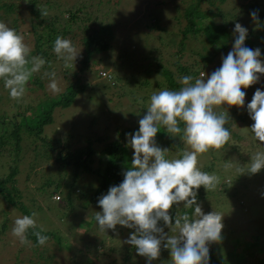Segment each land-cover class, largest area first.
Wrapping results in <instances>:
<instances>
[{"label":"rangeland","instance_id":"rangeland-1","mask_svg":"<svg viewBox=\"0 0 264 264\" xmlns=\"http://www.w3.org/2000/svg\"><path fill=\"white\" fill-rule=\"evenodd\" d=\"M118 1L120 2L118 8L109 9L113 4L112 1L107 4L106 0H100L102 4H99L98 0H35L34 10H39L37 6H41L46 7L49 11L48 18L44 19L40 10L38 11L39 15L31 13L30 0H0V22L7 23L10 27L16 29L19 34H22L25 42L32 49H34L37 38L39 43H43V47L48 48L46 43L50 32L49 28L52 26L56 28L55 33L69 39V37L60 33V29L65 25L73 30H76L75 28L78 25V20L70 21L67 14L69 8L83 5V10L92 13L91 17H94V15L98 17L97 23L108 24L109 28L104 35L111 37V40H109L111 47L102 54V57L109 58L112 62L113 60L122 62L123 65L121 64L120 69L112 68L120 66L115 64L109 67L103 66L106 73L104 76L99 70H94L95 74L88 69L80 72L81 63L79 60L82 59L80 54L76 62H72V66L67 69L64 67L62 60L54 62L50 59V63H52L49 66L50 70H45L56 72L61 92L71 82L78 79V75L83 76L84 81H87V90L78 94L76 100L70 106L63 109L55 108L52 115L53 121L43 127L41 136L50 143L53 139H58L60 143L57 147L68 142L71 149L86 147V139H91L90 144L94 150L91 165L93 168H97L99 165V151L106 142L117 137L121 138V142L125 146V152L132 159L134 150L127 146V134H134L139 130V119L146 114L151 95L160 90H170L167 86L165 88L167 84L161 76L154 73L159 64L170 67L175 82L179 83L180 78L185 76L184 72H180L179 65H191V70L197 68L199 71V74L196 75L197 78L200 76L201 71L210 75L221 66L222 57L227 56L229 51L232 50L234 41L229 42V47L225 51L217 52L216 58L209 63L207 68L201 69L200 54L208 49L214 50L212 48L214 39L210 37L212 42H209L202 31L198 35L186 36L183 42H180L183 37V27L188 23L184 15L188 7L198 2L197 11L204 14L201 17L196 16V19L200 21V25L205 27L212 21L218 24L225 23L231 38H234L233 30L236 22L247 28L248 33H258L264 27V20L262 19L264 16V0ZM9 4L14 5L13 10L8 11L7 5ZM256 10H258V17L261 21L259 29L255 27V22L251 18V13ZM218 11L219 15L216 14ZM156 16L158 17L157 21H155ZM36 20L42 21L40 26L36 25ZM75 32L73 34L77 43L75 47L82 51L80 30ZM53 41L49 51L53 49ZM260 41L263 42L256 39V43L259 44ZM182 44L184 45L181 46ZM221 44H223V41L218 40L215 46L218 47ZM116 72L121 75L116 74ZM143 80L148 82L143 84ZM49 82V79L46 78L38 84L31 78L24 97L20 101H16L10 98L8 91L4 88L3 81L0 80V116L7 115L11 117L18 111H25L23 108L28 105L30 109L26 110V114L32 116L34 111L31 109L35 108L34 106L39 100L56 95L48 89ZM258 88L264 91V75H261L258 83L247 89H242L246 92L244 108L228 107L227 105H225L227 109L221 107L224 111H229L230 119L233 121L232 124L226 125L231 129V139L227 146H224L220 151L214 153L209 151L198 158L201 170L202 167L212 162L210 165L211 170L208 173L217 175L220 178L221 186L224 183H229L226 184L227 189L240 186L239 190L235 191L230 197L227 193L233 190L221 189L219 185L215 191L209 193L203 189L206 197L201 202L199 201L205 214L216 210L224 215L222 241L225 243V248H223V251L218 247L221 243L213 244L214 251L217 255H222L223 252V254H226L225 251L228 252L234 245L233 251L236 252L237 264H259L260 260H264V170L254 175H241L238 171L243 165L250 162V156L257 151H264V144L256 140L250 130L254 121L247 111V104L251 102ZM176 90H179V88ZM216 110H219V108ZM2 131L3 127L0 125V134ZM234 135L239 136V138ZM162 137L159 131L156 142L161 148L169 149L167 158H179L186 147L181 139L170 137L167 132ZM25 139L29 143V147L32 145L34 149L28 152L23 149L15 156L14 153L0 154V166L7 165L12 159L14 162L19 163L21 172L16 176L18 187L29 191L28 197L35 196L38 198L41 192L40 187L47 176L54 182L58 179L64 181L67 178L66 172L56 170L64 167L68 170V174H71L73 166L56 160L57 150H46L47 146L40 138L32 135L26 136ZM22 143L25 145L24 141ZM37 149H42L47 159H42L37 154L39 163L31 169L30 161ZM85 156L86 153L81 158ZM27 172H29V176L26 175ZM0 174H2L1 170ZM236 175L238 179H234ZM89 178L93 177L90 176ZM49 187V189H52L53 186ZM48 195L49 192L39 197L38 203L43 207V210L48 211L45 214L51 215L55 219L54 221L58 224L60 231L66 234L67 245H71L64 247L68 251L63 250L62 247L59 248L52 239H49L44 246H34L32 243L31 245H22L18 238L12 236L11 229L14 220L23 216V214L19 209L8 207L0 197V228L5 224L4 232L0 233V264H81L85 256H89L92 264H148L146 258L139 256L133 246L124 243L129 239V233L134 230L128 233L126 227L117 225L115 231L111 230L110 233L107 231L108 236L105 237L104 244L96 246L98 249L95 251V248L87 243V238L83 240L79 237L84 233L96 234L97 237H102L106 233L99 230L94 216L91 215L92 210L79 205L82 204L80 199H74V203L80 207L77 214H80L84 221L79 220L80 217L71 214L75 224L79 220V223L83 222V225L77 226V224H74L75 230H73V234H70L69 229L60 218L61 212L57 206L59 205L57 203H60L57 201L63 199L62 195H59L61 196L59 200H56L53 195L51 197H48ZM230 201L233 202L230 203ZM36 203L30 202V199H28V205L31 209L36 208ZM182 207L183 204L179 208L177 206L173 208L178 210ZM90 220H93V222ZM89 221L92 223L90 227L87 226ZM249 221L256 222L255 225L258 227L250 226ZM36 222L46 226L53 223L49 218L42 216L41 213H38ZM77 235L79 236L77 237ZM90 238V241L93 240V237ZM163 250L164 254L166 253L165 256L162 258L163 254L160 257L161 260L152 261V264H170V251L165 248ZM45 255L48 257L54 255L52 262L43 259Z\"/></svg>","mask_w":264,"mask_h":264},{"label":"clouds","instance_id":"clouds-1","mask_svg":"<svg viewBox=\"0 0 264 264\" xmlns=\"http://www.w3.org/2000/svg\"><path fill=\"white\" fill-rule=\"evenodd\" d=\"M37 7L42 18L47 19V8ZM251 18L259 29L258 10L251 13ZM233 36L232 50L210 75L204 71L198 78L185 75L179 80V90L164 89L151 95L147 112L139 119V130L127 134V146L134 154L123 172V181L98 199L102 211H96L94 219L99 230L115 231L117 225L134 229L124 243L133 246L148 264L160 258L162 247L170 251V264H210V245L223 240L224 215L216 210L205 214L197 200L202 186L207 193L215 191L220 178L202 171L198 158L210 150L220 151L231 139V129L226 127L233 123L229 111L216 109L225 105L244 108L246 92L242 89L258 83L264 75L261 50L245 46L248 29L236 22ZM52 51L66 69L81 54L70 39L62 36L56 37ZM31 53L24 36L0 22V80L13 100L24 97L30 79L46 63ZM43 76L50 81L48 89L59 94L56 72L46 71ZM247 111L254 121L250 127L254 138L264 144V91H255ZM162 127L186 146L179 158H167L169 149L157 145L156 136ZM250 157V162L238 169L241 175L264 170V151ZM181 204L194 212L190 215L178 211L173 223L170 210ZM37 215L33 211L14 220L11 234L22 245H31L29 234L36 237L39 246L50 239L42 234L45 229L37 230ZM165 227L170 231L165 232Z\"/></svg>","mask_w":264,"mask_h":264},{"label":"trees","instance_id":"trees-1","mask_svg":"<svg viewBox=\"0 0 264 264\" xmlns=\"http://www.w3.org/2000/svg\"><path fill=\"white\" fill-rule=\"evenodd\" d=\"M109 1H112L113 6L111 5L109 9L118 8L120 2L118 0H106V3L108 4ZM200 1V0H198ZM100 2V0H98ZM31 3V13L36 15L39 13V10H34V4L35 0H30ZM99 4H102L101 2ZM8 11L13 10L14 5L9 4L7 5ZM108 7V6H107ZM198 2L193 3L190 7H188L185 12V18H187L188 23L183 27V37L180 41L183 42V39L189 37L190 35H198L202 33V31L207 36V39L209 42H212L210 37L214 39V44L212 45V48L215 50L208 49L203 54H200V63L202 64L201 69L207 68L209 63L213 61L216 58V54L219 51H225L229 47V42L234 41V38H231L230 32L225 26V23H215L210 22L205 27L200 25V21L196 19V16H203L204 14H200L198 11ZM67 14L69 15L70 21L75 20L78 22V25L76 26V30H80V42L82 44L83 50L81 51V57L82 59L79 60L81 63L80 72H83L85 69H88L89 71L99 70L103 71L105 70L103 66H113L120 65L118 67L114 66L112 68L120 69L123 65L122 62L102 57V54H104L106 51H108L111 47V44H109V40H111V37H107L104 35V33L107 31L108 24L98 22V17L94 15V17H91L92 13L86 10H83V5L77 6L75 8H69L67 10ZM219 15V11L216 13ZM39 15V14H38ZM103 16V15H102ZM104 17V16H103ZM106 17V16H105ZM55 18V17H54ZM157 16L155 17V21H157ZM105 19V18H104ZM264 20V16L262 18ZM261 19V20H262ZM262 20V21H263ZM42 23L41 20H36V25L40 26ZM157 24V23H154ZM70 25V24H69ZM35 25L33 24V27ZM50 32L48 34V40H47V47H43V43L38 42V38L36 39V43L34 45V49H32L31 55H39L42 58L45 59L46 63L44 67L41 69V71L37 74L33 75V80L36 81L38 84L46 79L47 77H44L43 74L46 72L45 70H50L49 66L52 64L50 63V59L57 61L61 60L58 59L56 54L53 51H49V47H52V40L55 41L58 35L56 32L55 26H52L49 28ZM76 30L70 29L68 25L63 26L60 29V33L64 34L65 36L69 37V39L72 41L73 45L76 46L77 43L75 41V36L73 37V34H75ZM55 33V35H53ZM69 33V34H68ZM68 34V35H67ZM72 34L71 36H69ZM106 34V33H105ZM256 39L262 40L261 43H256ZM218 40H222L223 44L219 45L218 47L215 46V43ZM53 41V42H54ZM207 41V42H208ZM182 44L181 46H183ZM180 46V47H181ZM245 46L249 47L253 50L256 48H259L261 50V59L264 60V27L258 32V33H248V37L245 41ZM219 48V49H218ZM93 63V65H91ZM122 64V65H121ZM102 68V69H101ZM180 72H184L185 75H191L196 77V75L199 74V71L197 68L192 69L191 65H179ZM155 74H158L161 76L162 80L166 82L167 85H165V88L169 87L170 90H176L181 87L179 86V83L175 82L173 72L171 71L170 67L161 66V64L158 65L156 70L154 71ZM183 73V74H184ZM116 74L121 75L120 73L116 72ZM77 75V74H76ZM181 75V74H180ZM78 79L71 82L64 91H62L59 94H56L54 96H49L48 98L39 100L35 104V108H32L31 110L34 111L32 116H28L26 113V110L30 109L29 105L23 108L25 111H18L13 114V116H7L3 115L0 116V125L3 127V131L0 134V154H12L18 155L20 151L23 149L28 152L34 149V146L27 143V140L25 139L26 136H36L44 141V144L47 146L46 150H57L56 154V160L61 161L65 163L66 165L71 164L72 171L71 174H68V170H66L64 167L58 168L56 171H64L67 174V178L62 181L63 179H58L55 182L51 180L49 176L45 178V181L41 185V192L39 197H42L43 194H46L49 192L48 197H53L57 200L61 198L59 196L62 195V201H57L60 203H57L58 210L61 212L60 218L62 222L66 225L68 231L70 234H73V230H75V221L72 219L71 214H73L75 217H80V214H77V210L80 208L74 203V199H80L82 204H79L85 208H88L92 210V216L95 215L96 211H101L102 209L98 205V199L106 194L109 190V188L113 185H119L124 177L123 172L126 170L127 166H130L131 157L129 154L125 152V146L121 142V138L117 137L116 139H113L111 141L106 142L104 147L99 151V157H98V167L93 168L92 165V155L94 153V150L92 149V145L90 144L92 142L91 139L87 138V146L86 147H80L76 149H71L70 144L66 142L64 145L58 146V139H53L52 142L45 141V139L41 136L43 127L50 124L53 121V111L55 108H66L70 106L75 100L78 94H81L84 92L87 86V81H84V77L81 75H78ZM181 77V76H180ZM147 80H143L142 83H147ZM100 83V82H99ZM167 86V87H166ZM217 112L224 111V109L219 108V110H216ZM242 119V118H241ZM6 124V125H5ZM229 127V126H226ZM161 134L164 137L166 134L165 129L161 128ZM236 136V135H234ZM162 137V138H163ZM239 138V136H236ZM173 139V138H170ZM24 141L25 145L22 143ZM55 143V144H54ZM179 146V145H178ZM227 146V145H225ZM12 151V152H11ZM88 151V152H86ZM216 152V150H210V152ZM86 153V156L84 158H81L83 154ZM42 159H47L46 154L42 149H37L35 153L32 155V160L30 161V167L33 169L36 165H38V155ZM51 155V154H50ZM13 159L7 164V165H1L0 170L2 171V174H0V197L5 201L6 205L11 208L19 209L23 215H31L33 211L41 213L42 216H45L49 218L53 223L46 225L37 223V230L42 227L46 231H44L42 234L47 235L50 237V240L52 239L55 244L58 245L59 248H63V250H66L64 247H68L71 245H67V236L65 233L60 231V228L58 227V224L55 219L52 218L51 215H47L45 213H48V211L43 210V207L38 203V198L35 196H29V191H27L25 188H19L17 185V175L21 172L20 165L17 162H12ZM129 164V165H128ZM212 162H209L207 166L202 167V171L209 172L211 170ZM27 176H29V172L26 173ZM92 176L93 178H89ZM234 179H238V176L236 175ZM237 181V180H236ZM226 184L219 186L221 189H227ZM236 184V183H235ZM237 185V184H236ZM49 186H53L52 189H49ZM48 187V188H45ZM226 187V188H225ZM239 187L236 188H229L227 190H233L228 194L230 197L239 190ZM85 189V190H84ZM203 186L198 191V202L205 199V195L203 192ZM222 192V191H221ZM60 193V194H56ZM255 194V191H254ZM220 195V194H219ZM58 196V197H56ZM226 196V198H228ZM255 196V195H254ZM256 197H258L256 195ZM259 198V197H258ZM28 199H30V202L36 204L35 209H31V207L28 205ZM54 199V200H55ZM233 201H230L232 203ZM239 202V201H238ZM224 205V203H223ZM48 207V206H47ZM89 210V211H90ZM180 212V214H184L185 212H188L190 215L194 212V209H184L183 207L181 209L176 210L173 208L170 210V214L173 217V223L175 221V216L177 212ZM82 219V217L79 218V220ZM79 220L77 221V226H82L84 221L82 219V223H79ZM93 222V220H90ZM87 223V226L90 227L91 222ZM250 226L258 227L255 225L254 221H249ZM75 224V225H76ZM62 225V224H61ZM49 226V227H48ZM160 226H164L163 221H160ZM5 224L2 225L0 228V233L4 232ZM88 230V229H86ZM126 230L129 232H132L134 229H128ZM31 231V230H30ZM109 233L111 232V229L108 230ZM170 231L167 227H165V232ZM75 233V231H74ZM88 234V235H87ZM84 235H77L81 239L85 240L87 238V243L92 245L95 248V251H97L98 247L96 246H102L104 244V240L107 237L108 232L103 234L102 237H97L96 234H89L87 233ZM76 235V233H75ZM130 236V233H129ZM90 237H93V240H89ZM29 240H31L32 244L34 246L38 245L37 239L34 235L29 234ZM91 239V238H90ZM224 242H221V245H219V249L223 250L225 248ZM224 246V247H223ZM112 249V247H111ZM164 248L161 249V255L164 254ZM234 245L231 249L228 250V252L225 251L226 254L217 255L214 251L213 244L210 245V264H237L236 263V252L233 251ZM166 254V253H165ZM165 254L162 256V258L165 256ZM53 256L48 257L45 255L43 259H46L49 262H52ZM158 260H161L159 258ZM92 264L89 260V256H85L84 260L81 264ZM259 264H264V260H260Z\"/></svg>","mask_w":264,"mask_h":264},{"label":"built area","instance_id":"built-area-1","mask_svg":"<svg viewBox=\"0 0 264 264\" xmlns=\"http://www.w3.org/2000/svg\"><path fill=\"white\" fill-rule=\"evenodd\" d=\"M100 73H101L102 75H104V74H105V71H100ZM56 197H58V196H56Z\"/></svg>","mask_w":264,"mask_h":264}]
</instances>
